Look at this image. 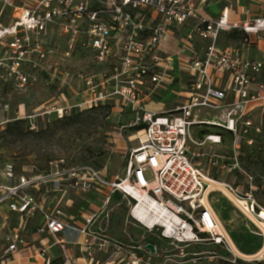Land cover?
<instances>
[{
    "label": "built area",
    "instance_id": "2783aa9c",
    "mask_svg": "<svg viewBox=\"0 0 264 264\" xmlns=\"http://www.w3.org/2000/svg\"><path fill=\"white\" fill-rule=\"evenodd\" d=\"M206 4L207 0H0V87L11 83L26 91L42 75L57 83L74 73L72 62L90 61L103 79L99 86L112 85V95L119 96L114 108L133 110L124 129L135 131L138 142L126 152L125 178L118 174L109 179L90 164L69 166L64 159L50 162L46 175L28 176L24 170L15 176L14 165L7 164L0 206L8 204L23 222L5 234L6 255L29 247L23 236L26 222L41 214L43 224L36 233L55 239L62 264H76L74 246L85 264H202L208 259L237 264L235 242L211 203L210 187L217 182L263 233L264 206L255 197L259 185L241 157L264 135V56H247L264 41V16L249 17L247 6H242L245 19H232L228 8L210 18ZM229 34L235 35V44L220 45L221 37ZM173 37L175 56L164 49ZM198 39L207 42L203 53L195 49ZM173 63L187 74V95L173 111H149L147 99L173 86ZM86 84L88 92L97 93L91 80ZM97 94L82 106L93 108L107 98L102 91ZM257 106L260 122L249 117ZM72 108L58 110L59 118L64 109ZM210 113L215 114L211 120L205 116ZM235 173L243 175L246 184L221 179ZM51 182L63 197L92 201L83 210L82 226L70 223L59 203L39 196L40 185ZM260 188L264 190V183ZM117 196L129 210L119 237L111 234L115 211L122 205ZM129 228L151 240L133 237ZM148 244L154 245V252ZM199 247L214 250H195ZM34 252L43 264H54L45 245Z\"/></svg>",
    "mask_w": 264,
    "mask_h": 264
},
{
    "label": "rangeland",
    "instance_id": "374dc122",
    "mask_svg": "<svg viewBox=\"0 0 264 264\" xmlns=\"http://www.w3.org/2000/svg\"><path fill=\"white\" fill-rule=\"evenodd\" d=\"M221 1L223 6L234 5L232 0ZM241 2V6L251 9L249 2ZM71 67L74 73L61 76L57 83L46 79V84L38 83L26 91L15 88L11 83L0 87V172L4 171L7 164H13L15 176H21L24 170L28 171V176L46 175L50 173V162L64 159L69 166L90 164L103 171L109 179L118 174L125 178L126 152L138 145L133 137L135 131L124 129L134 116L133 110L114 108L119 96L112 95V85L99 86L103 79L98 75L100 71L94 63L75 61ZM88 80L98 86L95 88L97 93L102 91L107 96L93 108L82 106L87 99L99 96L88 92ZM173 98L175 96L171 94L158 96V100L164 101ZM169 104L159 111H169L173 107ZM68 106L73 108L64 109L63 117L59 118L58 110ZM251 152H245L241 162L248 174L255 177L259 185L255 197L264 206V190L260 188V184L264 183V137L251 147ZM146 178L150 179L149 173ZM235 179L238 184L244 182L245 177L235 173L225 181L233 184ZM222 190L230 200L222 193L212 194L211 203L215 211L219 213L220 220L239 250L244 254L256 253L264 243L259 228L233 204L234 198L225 189ZM239 190L245 192L243 187ZM115 200L122 205L115 211L111 234L119 237L125 228L124 220L129 210L121 196ZM128 233L136 238H144V241L151 240L148 234L137 229L129 228ZM195 250L213 251L214 247H199ZM218 253L231 257L221 251ZM5 260L0 245V264ZM202 264L227 262L208 259L203 260ZM237 264H264V260L249 262L237 258Z\"/></svg>",
    "mask_w": 264,
    "mask_h": 264
},
{
    "label": "crops",
    "instance_id": "0c3cea01",
    "mask_svg": "<svg viewBox=\"0 0 264 264\" xmlns=\"http://www.w3.org/2000/svg\"><path fill=\"white\" fill-rule=\"evenodd\" d=\"M242 0H232V3L235 5H222L221 0H207V4L205 6V15L214 18L217 17L223 12L225 8H228L230 11V15L232 19H245L246 15L240 13V8ZM244 1V0H243ZM250 3L251 9L249 7H246V10H248L249 17H258V16H264V0H253V3L245 0ZM189 31V28L185 29L184 32L186 33ZM228 36V35H227ZM229 37V36H228ZM225 35H223L219 41L220 45L224 44L231 45L235 44L234 37H230L229 40H227ZM234 40V41H233ZM207 46V42L204 40L198 39V41L195 43V49L198 53H203L205 48ZM223 46V45H222ZM177 47V40L175 37L170 38L167 43L164 44V49L169 52L170 55L175 56ZM247 56L254 60H261L264 56V41L260 42V44L253 48L249 49L247 51ZM172 67L174 68V75H175V82L173 86L168 91L158 90L156 93H154L152 96H150L147 99L146 108L149 111L152 112H166V111H159V109L165 108L168 106V104L171 102V106H173L169 111H173L179 104H181L184 101V97L187 95L188 87H187V74L183 72L180 68H178L177 63H173ZM51 77L48 75H42L40 77L39 83L46 84V79H50ZM53 83V82H52ZM159 94H166V95H173L175 98L164 101L158 100ZM153 97V98H151ZM8 108V107H7ZM206 118L212 119L214 118L215 114L210 113L205 115ZM211 116L212 118H210ZM249 117L254 119L257 122L261 121L262 113L261 109L257 106L255 108H251L249 112ZM264 137V136H263ZM216 149V148H215ZM219 151H226V149H218ZM248 154L252 153L251 148H248L246 150ZM246 154V153H245ZM2 173V172H0ZM28 174V171L26 172ZM231 175H223L221 177L222 180H227ZM233 183L236 186H243L244 182L238 183L237 180H233ZM53 188V183L43 184L40 185L41 193L40 197L46 199L49 202H53L54 204L59 203L61 208H63V211L66 214V217L70 223L76 224V226H82L83 225V217L82 213L84 209L88 208L89 203L92 201L89 200L88 197H70V196H64L61 192L55 193ZM214 193H222L223 196L225 195L223 190H213ZM213 193V194H214ZM226 196V195H225ZM227 197V196H226ZM229 200L230 198L227 197ZM84 201L87 204H83ZM225 210V208H224ZM217 213V212H216ZM219 214V213H218ZM218 219L220 220L219 215ZM42 216L41 214H37L34 218L28 219L26 222V229L23 232V236L25 240L27 241L29 247L26 249L20 251V253L14 254V255H6L5 249L6 246L4 244V237L5 234L14 226H17L19 223L23 222L22 217L19 214L11 213L9 211L8 204H3L0 206V245L2 248L3 257L6 258L4 263L2 264H43L42 257L38 254H35L34 250L38 247H41L42 245H45L48 249V253L53 258L54 264H62L61 259V253L57 245H55L54 241L55 239L52 237L42 236L39 237L37 235V229L38 227L43 224L42 223ZM221 221V220H220ZM222 222V221H221ZM225 227V225H224ZM261 237L264 239V234H260ZM80 240H82V236L80 237ZM264 241V240H263ZM234 243V247H236L237 250H239L238 246ZM73 248V254L75 255V263L76 264H85L84 256L79 252L78 247H72Z\"/></svg>",
    "mask_w": 264,
    "mask_h": 264
},
{
    "label": "bare ground",
    "instance_id": "6f19581e",
    "mask_svg": "<svg viewBox=\"0 0 264 264\" xmlns=\"http://www.w3.org/2000/svg\"><path fill=\"white\" fill-rule=\"evenodd\" d=\"M134 138L136 139V137H134ZM0 177H1L0 180H2L3 183H6L7 182L6 175H4V173H0ZM210 188H211L210 190H218V191H220L222 189H225L231 195V197L233 198V195L231 194V192L227 188H225L223 185H220L218 182L217 183H213ZM221 223H222V227H224V223L223 222H221ZM262 231H263V234H264V229H262ZM234 253H235V255L237 257H239L241 259H244L246 261H249V262L264 260V243H263L261 249H259L256 253L244 254L240 250H237L236 247H234Z\"/></svg>",
    "mask_w": 264,
    "mask_h": 264
},
{
    "label": "water",
    "instance_id": "95a60500",
    "mask_svg": "<svg viewBox=\"0 0 264 264\" xmlns=\"http://www.w3.org/2000/svg\"><path fill=\"white\" fill-rule=\"evenodd\" d=\"M147 248L150 249L152 252H154V250H155L154 245H152V244H148Z\"/></svg>",
    "mask_w": 264,
    "mask_h": 264
},
{
    "label": "trees",
    "instance_id": "16d2710c",
    "mask_svg": "<svg viewBox=\"0 0 264 264\" xmlns=\"http://www.w3.org/2000/svg\"><path fill=\"white\" fill-rule=\"evenodd\" d=\"M229 36V37H228ZM227 37H228V39L230 38V37H234L235 38V35L234 34H229Z\"/></svg>",
    "mask_w": 264,
    "mask_h": 264
}]
</instances>
